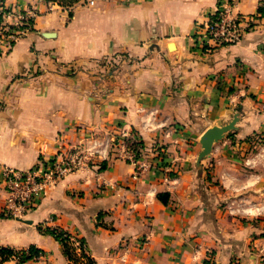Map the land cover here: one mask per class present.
Wrapping results in <instances>:
<instances>
[{
  "label": "crops",
  "instance_id": "0c3cea01",
  "mask_svg": "<svg viewBox=\"0 0 264 264\" xmlns=\"http://www.w3.org/2000/svg\"><path fill=\"white\" fill-rule=\"evenodd\" d=\"M0 4L37 13L11 50L0 44V166L30 168L60 145L86 148L93 131L122 129L149 165L137 170L111 149L23 219L5 215L0 187V249L35 247L41 255L26 264H264L259 0H241L253 26L217 47L203 35L217 0ZM235 116L236 128L199 161L203 134ZM46 228L71 234L77 262Z\"/></svg>",
  "mask_w": 264,
  "mask_h": 264
},
{
  "label": "built area",
  "instance_id": "2783aa9c",
  "mask_svg": "<svg viewBox=\"0 0 264 264\" xmlns=\"http://www.w3.org/2000/svg\"><path fill=\"white\" fill-rule=\"evenodd\" d=\"M241 0H217L212 18L204 26V40L207 46L217 47L240 41L246 29L253 26V20L237 11ZM93 5L94 2L90 1ZM260 15L264 16V0H259ZM37 13L34 9L22 10L18 7H6L0 4V44L11 50L16 42L32 31ZM150 115V114H147ZM100 136L102 138H100ZM130 137L126 129L119 135L93 131L90 144L81 149L75 146L60 145L57 153L47 158L44 154L36 165L30 168L0 166V187L5 190L4 213L7 217L23 219L32 211L36 202L57 186L66 176L85 170L95 158L107 159L111 138L119 142L118 155L136 167L146 170L149 165L142 161L136 150L129 147ZM44 152V150H42ZM167 183L171 181L167 180ZM51 221V220H49ZM61 231L62 229H55ZM80 248V243H77ZM125 260V257H122ZM19 262V260L17 259Z\"/></svg>",
  "mask_w": 264,
  "mask_h": 264
},
{
  "label": "trees",
  "instance_id": "16d2710c",
  "mask_svg": "<svg viewBox=\"0 0 264 264\" xmlns=\"http://www.w3.org/2000/svg\"><path fill=\"white\" fill-rule=\"evenodd\" d=\"M51 2L58 3L64 7L71 8L73 7L72 4H76L80 0H48ZM70 15H72V11L70 12ZM128 146L133 148L137 151L139 156H141V149L144 147L141 142H138L137 140H128ZM102 169L104 167H101ZM172 176V175H171ZM159 199L167 203L168 199L166 195L159 194ZM46 233L51 234L57 241L61 243L63 246L64 254L69 260L78 261L77 257L75 256L74 248L71 246L70 238L71 234L65 230L56 231L55 229L46 228L44 229ZM83 243L82 241L80 242ZM41 255V252L36 249L35 247H30L26 250H15L11 248H2L0 249V261L4 262L10 259H18L19 264H26L28 261L32 260L34 257H38ZM87 264H94V262L91 259H87Z\"/></svg>",
  "mask_w": 264,
  "mask_h": 264
},
{
  "label": "water",
  "instance_id": "95a60500",
  "mask_svg": "<svg viewBox=\"0 0 264 264\" xmlns=\"http://www.w3.org/2000/svg\"><path fill=\"white\" fill-rule=\"evenodd\" d=\"M239 117L234 119L227 125L214 126L209 128L201 138L202 151L199 154V161L210 155L213 145L222 140L226 134L236 128Z\"/></svg>",
  "mask_w": 264,
  "mask_h": 264
},
{
  "label": "rangeland",
  "instance_id": "374dc122",
  "mask_svg": "<svg viewBox=\"0 0 264 264\" xmlns=\"http://www.w3.org/2000/svg\"><path fill=\"white\" fill-rule=\"evenodd\" d=\"M73 6H75V4H72ZM108 65V68L106 69V73H109L110 72V74H111V63L110 64H107ZM106 65V66H107ZM106 66H103V67H106ZM100 138H102L101 136H100ZM129 140V139H128ZM128 140H127V143H128ZM118 144H119V142L117 141V139H115L114 141L112 140V138H111V146H110V148H109V153L111 152V149L113 150H115L116 151V149H117V146H118Z\"/></svg>",
  "mask_w": 264,
  "mask_h": 264
}]
</instances>
